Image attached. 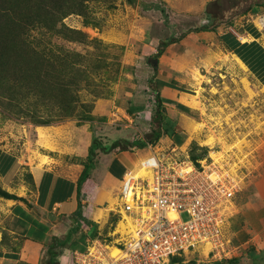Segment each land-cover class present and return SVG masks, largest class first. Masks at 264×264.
Instances as JSON below:
<instances>
[{
	"label": "rangeland",
	"instance_id": "obj_1",
	"mask_svg": "<svg viewBox=\"0 0 264 264\" xmlns=\"http://www.w3.org/2000/svg\"><path fill=\"white\" fill-rule=\"evenodd\" d=\"M259 9L264 23V3ZM241 16L234 17L228 26ZM204 22V11L171 6L165 0H0V50L2 59L9 63L0 65V154L42 153L47 157H40L60 169L65 162L76 160L78 151L86 152L82 151L85 136L88 142L95 135L103 140L100 134L120 129L127 130L126 136L132 139L144 136L152 125L149 128L137 120L132 122L135 128L126 127L122 112L107 114L105 123L106 119L95 109L111 104L112 98L120 95L122 85L133 88L136 84L137 90L148 91L143 81L147 79L143 76L147 73L146 61L156 51L161 37L179 36ZM33 51H41L44 56L33 59L36 55ZM26 58L35 73L21 74L24 68H29L24 65ZM210 64H205V75L193 86L202 116L192 140L208 147L204 160L212 164V172L216 170L212 177L221 173L231 182L237 179L238 187H243L249 180L264 176V83L236 60L227 58L224 63L220 59L212 68ZM118 134L124 136L123 132ZM212 150L221 152L212 157ZM100 152L101 148L96 150L95 160ZM142 153L131 150L120 157L126 165L134 167L133 162L138 163ZM1 173L0 218L6 200L19 199L2 194L11 192L6 190ZM21 177L26 182L30 180V172L24 167ZM259 184L264 188V178ZM107 189L115 190L110 186ZM239 207L230 206L223 224L226 233L234 231L231 217L240 214ZM110 210L101 211L98 224L92 227L89 223L81 224L85 236H79V245L86 247L85 238L94 230L100 239L122 238L121 233H116L117 226L121 220L127 226L125 217H131L119 205ZM182 216L188 217L185 213ZM254 225L257 229L262 226ZM261 237V241L250 242L256 251H264ZM247 247H237L236 253L246 252ZM71 252H65L69 255L63 260L65 264H71ZM204 254L190 251L175 264H189L194 256L199 259L196 264L215 261L212 256L213 260H203L207 258ZM47 260L48 256L43 255L40 264H47Z\"/></svg>",
	"mask_w": 264,
	"mask_h": 264
},
{
	"label": "crops",
	"instance_id": "obj_2",
	"mask_svg": "<svg viewBox=\"0 0 264 264\" xmlns=\"http://www.w3.org/2000/svg\"><path fill=\"white\" fill-rule=\"evenodd\" d=\"M165 1L170 2L171 6H186L189 11L205 12L206 4L211 0ZM259 11L249 14L250 16L243 14L239 21L230 26L222 24L215 31H194L180 41L170 44L159 57L156 72L147 65L149 69L147 68V73L143 75L147 79L143 81L148 86V91L137 90L139 85L136 84L133 88L122 85L120 95L116 94L111 104L97 106L95 112L104 120L107 114L118 115L122 112V118L126 120L123 124L135 128L132 122L138 120L150 127L155 121V111L159 105L163 114L161 122L171 129V133H163L154 148L166 149L173 144L181 147L188 144L187 148L194 143L198 145L192 138L198 131L196 125L200 123L202 115L201 107L196 103V89L193 86L205 75V64L211 62L212 68L220 59L224 63L227 58L236 60L249 69L258 81L264 83V23ZM245 15L248 17L245 18ZM194 38L203 42H196ZM109 107L113 109L111 112ZM128 108L135 111L134 114H130ZM103 122L106 123L107 119ZM119 132H123L124 136H119ZM126 132L127 130L120 129L100 134L104 137L102 145L109 146L114 140L123 137L132 140L131 136H126ZM86 139L85 136V147L82 150L86 152L78 151L79 153L74 155L76 160L65 162L60 169L40 157H47L42 153L32 156L10 152L0 154V171L5 188L19 197L13 201L7 199L4 203L3 215L0 218V264H40L48 248L46 243L49 232L52 231L54 235L61 237L67 233L61 232L63 221L71 222L69 216L77 210L82 197L84 215L90 221L91 227L92 224H98L101 211L104 213L116 203H120L118 196L124 173L137 168L141 156L148 149L133 150L135 153L143 152L139 155L138 163L133 162L134 167L126 165L120 157L131 150L112 148L107 152H100L95 166L90 170L89 178L79 188L78 181L84 165L77 161L88 156L93 141L88 142ZM79 147L81 148V145ZM218 152L221 151L212 150L211 156L212 153ZM23 167L30 172L29 182L21 177ZM262 178L263 174L246 182L244 186L248 184V187H239L234 198V204L240 206V214L231 217L235 225L234 231H228V235L230 234L236 247L245 249L248 245L246 252L252 247L250 242L261 241V236L264 237V188L259 184ZM234 180L237 181L235 178ZM109 186L115 190H108ZM239 193L241 196L237 198ZM21 197L23 199H20ZM45 220L51 221V226L47 231H42L40 223ZM255 223L262 226L257 229ZM88 231L89 228L86 232ZM80 233L81 231L74 233L72 240ZM90 239L91 236H86V244ZM262 246L264 248V243ZM64 251L71 249L66 247ZM65 252L59 258L62 264H65L63 260L69 258ZM246 252H238L235 256Z\"/></svg>",
	"mask_w": 264,
	"mask_h": 264
},
{
	"label": "built area",
	"instance_id": "obj_3",
	"mask_svg": "<svg viewBox=\"0 0 264 264\" xmlns=\"http://www.w3.org/2000/svg\"><path fill=\"white\" fill-rule=\"evenodd\" d=\"M154 147H144L148 150L140 168L127 170L121 179L120 206L135 221L134 233L113 241L95 238L85 251L72 252L71 264H174L173 257L190 251L205 253L203 260L236 255L238 248L223 224L239 189L237 181L221 173L212 177L216 170L212 172L206 156L198 165L187 147ZM141 169L151 177H137ZM111 244L119 250L117 258Z\"/></svg>",
	"mask_w": 264,
	"mask_h": 264
},
{
	"label": "trees",
	"instance_id": "obj_4",
	"mask_svg": "<svg viewBox=\"0 0 264 264\" xmlns=\"http://www.w3.org/2000/svg\"><path fill=\"white\" fill-rule=\"evenodd\" d=\"M264 3V0H211L206 4L205 7V15H206V22L204 24L189 28L188 30L181 33V35L176 37H169L167 39L159 40L156 52L151 53L147 57L146 63L150 65L156 72L159 57L162 53L166 50V48L173 43H176L186 37L188 34L194 31H215L220 25L222 24H229L231 20L239 14H246L251 12L252 14L259 11V6ZM241 8V9H236ZM213 24V25H212ZM232 24V23H231ZM76 32L75 30H72ZM36 54L33 59L42 58L44 53L41 51H33ZM39 55V56H37ZM3 51L0 50V65L1 63L4 65H8V61L2 59ZM68 56V55H65ZM72 63V62H71ZM24 65L28 66L29 68H24L21 74L23 73H35L34 67L27 62V58L24 61ZM161 100L160 97H158ZM162 101V100H161ZM160 102V101H159ZM187 108V107H186ZM189 109V108H187ZM130 114H134L135 111H132L128 108ZM162 112L160 111V106H157L155 111V121L152 123V129L147 131L146 134L142 137H135V139H127L125 137L119 138L114 140L111 145L103 146L102 142L104 140L98 139L97 137L93 138L92 144L89 148V154L85 159L79 160L77 162L84 165V170L79 178L78 186L79 188L82 187L83 183L89 178L90 170L95 166V156L96 150L99 148L102 149L103 152H107V150L112 148H119L122 150L128 149H135V148H142L148 145V143H157L161 138L163 133H171V129L167 128L162 121L163 116ZM136 117V115H134ZM158 120V122H156ZM100 144V145H99ZM191 158L199 165L198 162L200 159L204 158L207 155L208 147L200 146L197 144L191 145L189 148ZM5 192V191H4ZM7 198L16 197V195L12 193H2ZM84 204L80 201L79 207L77 210L72 213L69 218L71 220L70 223H66L63 221V230L61 232L66 231L67 233L63 235V237L54 235L52 231H50V235L48 236V241L46 246H48L46 255L48 256L47 264H60V256L63 254L64 249L67 247L71 250L79 249L81 251L85 250V246H81L78 244L79 236L84 237V232H81L79 236L75 237L72 240V235L77 231H81V224L82 223H89L90 221L84 215ZM115 214V213H114ZM51 221L45 220L41 222V230L47 231L48 228L51 226ZM90 224V223H89ZM97 232L94 230L91 236H96ZM63 250V251H62ZM182 256H175L173 257V262L177 263V260ZM174 263V264H175ZM196 259L192 258L189 260V264H196ZM211 264H264V251H256L253 247H250L245 254L235 256L231 259H222V260H215L211 262Z\"/></svg>",
	"mask_w": 264,
	"mask_h": 264
},
{
	"label": "bare ground",
	"instance_id": "obj_5",
	"mask_svg": "<svg viewBox=\"0 0 264 264\" xmlns=\"http://www.w3.org/2000/svg\"><path fill=\"white\" fill-rule=\"evenodd\" d=\"M213 25V24H212ZM199 127V125H198V123H197V125H196V129H199L198 128ZM195 130V129H194ZM212 140V139H211ZM209 143H211V142H208L207 144H209ZM217 154H215V153H212V156L213 157H215ZM219 155V154H218ZM139 168H140V165H139ZM137 177H138V175H142V176H144V177H151V173L150 172H147V171H144L143 169H141V170H139V171H137ZM117 202V201H116ZM116 205L118 206L119 205V208H122L121 206H120V203L118 204V203H116ZM114 211V210H113ZM122 211H123V209H122ZM124 213H125V211H123ZM116 214V213H115ZM125 219L127 220L128 219V224H127V226H126V224L121 220L120 222H119V225L117 226V230H116V233H121V237L122 238H124L125 236L126 237H129L130 236V234H132V233H134V231H135V228H136V223H135V221L133 220V218H129V217H125ZM129 232H131L130 234H129ZM207 245H209V244H207ZM111 249L113 250V252H112V255H115L114 257H116L117 258V254H118V252H119V250L116 248V247H114V246H111Z\"/></svg>",
	"mask_w": 264,
	"mask_h": 264
},
{
	"label": "clouds",
	"instance_id": "obj_6",
	"mask_svg": "<svg viewBox=\"0 0 264 264\" xmlns=\"http://www.w3.org/2000/svg\"><path fill=\"white\" fill-rule=\"evenodd\" d=\"M126 127H128V126L126 125ZM149 128H150V127H149ZM148 144H149V143H148ZM151 144H153V143H151ZM153 145H156V143H154ZM173 145H176V144H173ZM179 146H180V145H179ZM145 147H147V146H145ZM143 148H144V147H142V148H135V149H143ZM118 149H119V148H118ZM135 149H131V150H135ZM120 150H122V149H120ZM128 150H130V149H128ZM82 200H83V197H82ZM82 200H81V202L83 203ZM83 204H84V203H83ZM98 237H100V236H97V237H95V238H98ZM95 238H94V239H95ZM92 240H93V239H92ZM90 241H91V240H90ZM90 241L86 244V249H87V246H88V244L90 243ZM86 249H85V250H86ZM76 250H77V249H76ZM85 250H83V251H85ZM73 251H75V250H72V252H73ZM78 251H81V250H78ZM83 251H82V252H83ZM72 252H71V253H72Z\"/></svg>",
	"mask_w": 264,
	"mask_h": 264
}]
</instances>
